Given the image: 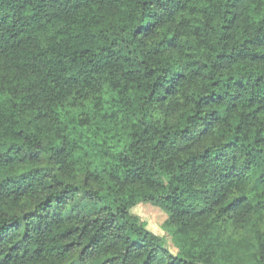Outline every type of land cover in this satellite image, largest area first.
<instances>
[{
	"label": "trees",
	"instance_id": "trees-1",
	"mask_svg": "<svg viewBox=\"0 0 264 264\" xmlns=\"http://www.w3.org/2000/svg\"><path fill=\"white\" fill-rule=\"evenodd\" d=\"M0 264H264V0H0Z\"/></svg>",
	"mask_w": 264,
	"mask_h": 264
},
{
	"label": "rangeland",
	"instance_id": "rangeland-1",
	"mask_svg": "<svg viewBox=\"0 0 264 264\" xmlns=\"http://www.w3.org/2000/svg\"><path fill=\"white\" fill-rule=\"evenodd\" d=\"M131 211L149 231L163 238L168 249L177 251L169 230L164 227L167 214L161 208L150 203H141L133 207Z\"/></svg>",
	"mask_w": 264,
	"mask_h": 264
}]
</instances>
